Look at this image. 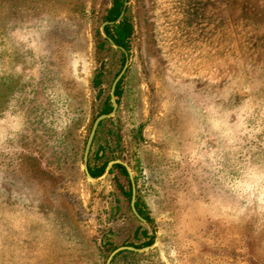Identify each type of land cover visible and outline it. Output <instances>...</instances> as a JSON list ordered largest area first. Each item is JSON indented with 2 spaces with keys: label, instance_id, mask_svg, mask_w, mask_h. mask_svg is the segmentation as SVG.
Segmentation results:
<instances>
[{
  "label": "rangeland",
  "instance_id": "rangeland-1",
  "mask_svg": "<svg viewBox=\"0 0 264 264\" xmlns=\"http://www.w3.org/2000/svg\"><path fill=\"white\" fill-rule=\"evenodd\" d=\"M112 1L0 0V264H264V0H126L87 166L145 222L83 167Z\"/></svg>",
  "mask_w": 264,
  "mask_h": 264
},
{
  "label": "trees",
  "instance_id": "trees-1",
  "mask_svg": "<svg viewBox=\"0 0 264 264\" xmlns=\"http://www.w3.org/2000/svg\"><path fill=\"white\" fill-rule=\"evenodd\" d=\"M126 2V0H113L112 1V6L110 7L109 11L107 12V17H106V21L107 22H111L113 23L114 21H116L118 19V17L120 16V13L123 9V5L124 3ZM113 30H114V33L113 34H110V29L111 27L110 26H107L105 27V33L106 35L110 36L111 40L119 47L125 49V50H128V42H127V39L130 37L131 35V31H132V25L130 23H128L126 21V17L124 16L123 19L116 25L112 26ZM107 44L105 40H102V43L100 44V47L103 48L104 45ZM108 48L110 49V47L108 46ZM121 55L123 56V53H121ZM123 58V57H122ZM122 63H123V60H122ZM101 74L102 73H99L97 74L94 79H93V86L95 88H101ZM102 90V89H100ZM115 95L119 96L120 95V92H119V85H117L116 87V91H115ZM110 99L108 98V103L105 104L104 106V109L102 110L101 114H108L111 112V103L109 101ZM118 104H119V101H118ZM101 126V124L99 125V127ZM98 130L95 134V137H94V140H93V143L97 140V137H98ZM104 156V149L103 147H99L98 148V151L96 153V158L97 159H100V158H103ZM106 162L102 163V165L98 166V167H88V171H89V174L93 177V178H97L99 176L102 175L105 167H106ZM113 170H118L119 173L126 179V182H127V186H128V191H123V199L127 202H130V198H131V186H130V183H129V179H128V175L126 173V170L120 166V165H116L114 166L111 171L109 172V174H111L113 172ZM136 209L138 211V213L145 219V220H149L147 216H145L143 213H142V210L139 208V203H138V200L136 202ZM138 228L136 229L135 233L138 232ZM143 235L146 236V232L143 231L142 232ZM148 240L149 242L147 243L148 244H151L152 241H153V236L151 237H148Z\"/></svg>",
  "mask_w": 264,
  "mask_h": 264
},
{
  "label": "water",
  "instance_id": "water-1",
  "mask_svg": "<svg viewBox=\"0 0 264 264\" xmlns=\"http://www.w3.org/2000/svg\"><path fill=\"white\" fill-rule=\"evenodd\" d=\"M127 3H124V7L120 13V16L118 17V19L116 21H114L113 23H119L121 21V19L123 18V15H124V11H125V7H126ZM108 24H111V22H105L103 25H102V31L104 30V27ZM105 35V34H104ZM106 37V35H105ZM107 40L109 41V43L121 50L124 54H125V57H126V60H125V63H124V66L121 70V72L119 73V75L116 77V79L114 80L112 86H111V90H110V101H111V112L108 113V114H102L100 116H98L93 124H92V127H91V130H90V133H89V136L87 138V141H86V144H85V149H84V154H83V167H84V171H85V175L87 177V179L89 181H92V182H95L99 179H102L103 177H105L107 174H109V172L111 171V169L116 166V165H120L122 166L125 170H126V173L129 177V180L131 182V201H130V207H131V211L132 213L134 214V216L141 222H145V220L138 214L136 208H135V200H136V189H135V184H134V179H133V175H132V172L131 170L129 169V167L122 163L121 161H109L107 164H106V167L102 173L101 176L97 177V178H93L90 174H89V171H88V156H89V153H90V149H91V146H92V143H93V140H94V137H95V134H96V131L100 125L101 122H103L104 120H107V119H110L112 118L116 111H117V108H118V96L115 95V89H116V85L117 83L120 81V79L122 78V76L124 75L127 67H128V59H127V54H126V51L117 46L110 38H107ZM157 234H155V237H154V243L157 241ZM148 248H144L142 250H137V249H134L132 247H119L117 248L116 250H114L111 255L109 256L108 260H107V264H110L111 260L119 253L123 252V251H132V252H139V251H144V250H147Z\"/></svg>",
  "mask_w": 264,
  "mask_h": 264
}]
</instances>
